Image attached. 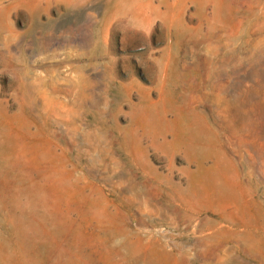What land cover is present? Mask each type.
<instances>
[{"label":"rangeland","instance_id":"rangeland-1","mask_svg":"<svg viewBox=\"0 0 264 264\" xmlns=\"http://www.w3.org/2000/svg\"><path fill=\"white\" fill-rule=\"evenodd\" d=\"M0 264H264V0H0Z\"/></svg>","mask_w":264,"mask_h":264}]
</instances>
